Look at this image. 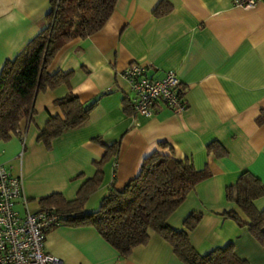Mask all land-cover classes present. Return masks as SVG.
I'll list each match as a JSON object with an SVG mask.
<instances>
[{
    "label": "crops",
    "instance_id": "obj_1",
    "mask_svg": "<svg viewBox=\"0 0 264 264\" xmlns=\"http://www.w3.org/2000/svg\"><path fill=\"white\" fill-rule=\"evenodd\" d=\"M235 1L118 0L100 32L57 54L49 73L71 75L70 84L39 93L34 121L21 125L23 137L0 142V165L23 179L31 213L43 210L42 199L53 194L75 200L83 184L95 177L106 146L118 144V151L103 165V181L85 207L88 214L99 211L112 189L123 192L147 157L191 158L196 170H206L210 177L172 215L170 227L182 231L188 216L201 214L189 233L199 255L231 245L241 260L264 264V244L247 225L225 217L235 213L250 223L226 197L242 173L248 171L264 185V2L242 9ZM163 2L172 9L157 17ZM50 11V0H0V76L7 59L43 30ZM134 64L156 80L175 71L187 109L177 115L158 105L150 118L136 115L124 77ZM71 92L83 103L98 104L86 123L48 149L39 140L40 131L51 117L61 115L55 101ZM212 143L221 144L225 153H210ZM255 205L263 211L264 197ZM15 210L26 214L20 200ZM46 250L63 264H185L159 234L152 233L146 245L123 258L89 226L51 229Z\"/></svg>",
    "mask_w": 264,
    "mask_h": 264
},
{
    "label": "trees",
    "instance_id": "obj_2",
    "mask_svg": "<svg viewBox=\"0 0 264 264\" xmlns=\"http://www.w3.org/2000/svg\"><path fill=\"white\" fill-rule=\"evenodd\" d=\"M117 3L118 0H50L51 11L43 30L7 59L2 69L0 142L20 136L23 121H34L39 93L70 84L71 75H51L50 65L68 44L100 32L113 16ZM171 9L170 4L163 2L155 15L163 16ZM97 104L98 101L83 103L73 92L56 100L61 115L48 120L40 131L39 140L51 149L56 139L86 123ZM128 108L125 110L129 113ZM96 141L102 144L98 139ZM106 150V157L97 164L95 177L83 184L75 200L68 201L61 194L42 199L44 210H54L60 215L61 226L95 228L123 258L130 256L137 247L146 245L151 234L156 233L172 245L176 256L185 264H248L236 256L231 245L206 256L199 255L191 245L189 233L201 221V214L188 216L182 231L170 227L172 215L196 187L210 177L208 171L196 170L191 158L179 161L158 153L147 157L139 175L123 192L112 189L99 211L88 214L86 204L100 187L103 165L112 153L117 154L118 144L106 146ZM208 151L219 155L225 153L224 147L217 143L210 144ZM226 197L246 214L250 223H244L235 213H226L225 217L240 226L247 225L254 237L264 244V210L259 211L255 205L264 197L262 182L246 171L235 185L226 189Z\"/></svg>",
    "mask_w": 264,
    "mask_h": 264
},
{
    "label": "built area",
    "instance_id": "obj_3",
    "mask_svg": "<svg viewBox=\"0 0 264 264\" xmlns=\"http://www.w3.org/2000/svg\"><path fill=\"white\" fill-rule=\"evenodd\" d=\"M262 2L264 0H236L235 4L242 9H253ZM124 77L134 94L132 103L136 115L150 118L158 105L177 115L187 109L175 71H168L163 79L156 80L148 75L145 67L134 64L126 69ZM19 133L23 137L21 130ZM19 200L26 207L25 216L15 210ZM61 223L60 215L54 210L31 213L23 179L0 165V264H63L46 250L48 232Z\"/></svg>",
    "mask_w": 264,
    "mask_h": 264
}]
</instances>
